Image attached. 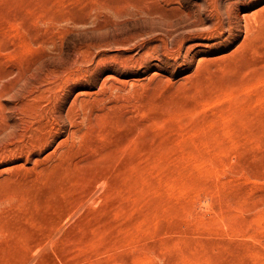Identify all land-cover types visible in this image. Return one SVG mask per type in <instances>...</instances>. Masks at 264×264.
<instances>
[{"label": "rangeland", "instance_id": "obj_1", "mask_svg": "<svg viewBox=\"0 0 264 264\" xmlns=\"http://www.w3.org/2000/svg\"><path fill=\"white\" fill-rule=\"evenodd\" d=\"M0 264H264V0H0Z\"/></svg>", "mask_w": 264, "mask_h": 264}]
</instances>
